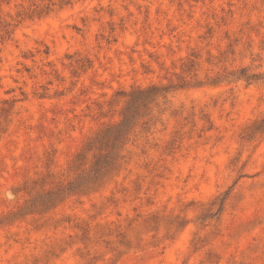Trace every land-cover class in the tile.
Segmentation results:
<instances>
[{"label":"rangeland","instance_id":"374dc122","mask_svg":"<svg viewBox=\"0 0 264 264\" xmlns=\"http://www.w3.org/2000/svg\"><path fill=\"white\" fill-rule=\"evenodd\" d=\"M0 264H264V0H0Z\"/></svg>","mask_w":264,"mask_h":264}]
</instances>
